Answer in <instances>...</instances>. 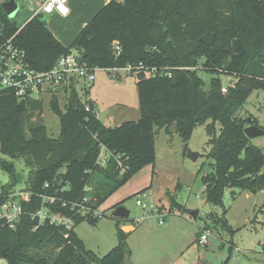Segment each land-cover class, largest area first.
Listing matches in <instances>:
<instances>
[{
	"label": "trees",
	"instance_id": "obj_1",
	"mask_svg": "<svg viewBox=\"0 0 264 264\" xmlns=\"http://www.w3.org/2000/svg\"><path fill=\"white\" fill-rule=\"evenodd\" d=\"M42 16L34 15L19 28L0 6L1 32L15 36L13 43L36 70H48L59 57L76 51L90 68L141 63L157 71L154 75L131 73L136 76L139 118L111 130L96 117L91 100L75 105L66 98L61 110L58 98L52 96L49 107L60 126L57 138L48 135L40 118L41 101L0 93V156L5 157L0 159V169L8 176L0 188V206L11 200L21 208L14 229L0 220V261L122 264L129 254L128 233L121 230L118 219V244L101 258L86 249L75 233L83 221L98 219L81 216L80 208L72 206L88 198L84 207L97 210L134 174L154 166L155 137L162 129L170 132L174 124L186 144L192 130L205 125L212 160L211 173L202 177L206 204L222 206L228 189L233 198L237 196L234 189L239 195L264 191V153L243 132L253 120L246 124L236 115L255 89H264V0H109L67 47L53 36ZM207 32L214 34L212 47L200 42ZM115 43L120 47L118 55ZM198 71L210 76L208 84ZM222 75L236 78L226 92H222ZM73 86L72 82L68 88ZM100 145L111 155L105 167L97 164ZM14 160H22L28 169L21 190L28 193V201L10 197L19 183ZM43 197L56 201L49 205ZM42 207L70 218L72 228L39 223L33 216ZM225 229L230 231L228 226Z\"/></svg>",
	"mask_w": 264,
	"mask_h": 264
},
{
	"label": "rangeland",
	"instance_id": "obj_2",
	"mask_svg": "<svg viewBox=\"0 0 264 264\" xmlns=\"http://www.w3.org/2000/svg\"><path fill=\"white\" fill-rule=\"evenodd\" d=\"M20 10L12 18L18 27L25 22L20 17ZM42 15L47 28L56 24L49 14ZM198 74L206 84L209 83L208 74L202 71H198ZM119 75L120 79H111L104 70H96L90 89L86 88V91L81 92L83 83L79 81L76 85L80 102L91 100L95 103L97 118L106 127H118L124 122L137 121L139 118L136 76L125 72H120ZM220 80L225 90L222 92H226L236 82L235 76L228 75L220 76ZM49 100L46 97L42 102L40 118L48 135L57 138L60 132L59 119L51 111ZM58 102L61 110H64L67 99L60 94ZM236 115L246 124L253 120L252 125L264 130V89H255ZM36 119L37 112L32 120ZM215 127L218 131L219 124L216 123ZM207 141L205 125L196 126L192 130L187 144L171 128L168 133L164 129L158 131L155 137L154 166L142 168L105 200L98 210L99 213L105 211L104 217L93 223L85 220L75 227L77 236L83 240L86 248L102 258L117 246V221L112 214L118 207H124L129 212L127 222L136 230H139L145 223L142 221L149 216L165 214V219L180 213L188 216L189 212H197V220L194 221L189 216L188 219L196 228L206 226L211 231L208 243L212 246L203 250L202 264H264V191L239 195L238 190L234 189L237 196L233 198L228 189L224 191L222 206L206 204L202 177L212 171ZM249 141L264 153V135ZM191 154L197 155L196 161L191 159ZM1 158L5 157L0 156ZM12 163L19 175V183L13 189V195L26 196L21 190L25 188L28 169L22 160H14ZM7 182V174L0 169V188ZM137 200L147 208L152 207V212L143 211L136 205ZM117 204L119 206L111 208ZM175 204L183 207L184 211H177ZM118 221L124 223V220ZM226 226L233 233L226 230Z\"/></svg>",
	"mask_w": 264,
	"mask_h": 264
},
{
	"label": "built area",
	"instance_id": "obj_3",
	"mask_svg": "<svg viewBox=\"0 0 264 264\" xmlns=\"http://www.w3.org/2000/svg\"><path fill=\"white\" fill-rule=\"evenodd\" d=\"M67 3L68 0H41L36 15L55 13L60 17H66L69 13ZM14 37H6L0 30V93L9 91L18 100H37L43 102L46 97L51 99L52 96H56L58 98L60 94L70 100L71 91L73 88L76 90V85L79 81L83 83L80 89L81 92L85 88L92 86L96 70H104L109 74L111 79L116 80L120 79V72L130 74L145 72L147 75H154L157 71L156 68H147L141 63L138 65H127L108 69L90 68L82 62L76 51H71L69 54L59 57L50 69L39 71L27 62L25 52L13 43ZM114 51L116 55L120 53V47L117 43H115ZM72 82L74 86L69 89L68 86ZM222 91L225 90L222 88ZM85 111L91 112L89 106H85ZM94 113L97 117L96 110ZM110 156L106 148L100 145L97 164L105 167ZM121 161V157L117 156L116 162L121 170L120 173L124 171ZM10 197H19L23 201H28L29 199L28 193H26V196H21V194L13 195L12 193ZM43 201L44 203L52 205L56 201V198L43 197ZM88 201V198H84L81 204H73L72 208L79 207L80 210L77 213L81 216L88 215L94 219H100L102 213H99V209L91 210L90 208L84 207L83 204ZM136 205L145 212H152V207L147 208L140 200L136 201ZM20 214V205L15 201L7 200L0 206V220H3L10 229L16 227ZM33 217H37L39 223L48 221L51 225L64 227L67 230H70L73 226V221L70 218L50 213L45 207H42ZM210 235L211 231L204 226L198 239V245L200 247L206 246ZM0 264L6 263L0 261Z\"/></svg>",
	"mask_w": 264,
	"mask_h": 264
},
{
	"label": "crops",
	"instance_id": "obj_4",
	"mask_svg": "<svg viewBox=\"0 0 264 264\" xmlns=\"http://www.w3.org/2000/svg\"><path fill=\"white\" fill-rule=\"evenodd\" d=\"M7 1L0 0V6ZM108 2L109 0H68V15L60 17L55 13L49 14L51 20L55 21L56 24L49 25L48 29L63 46L67 47L75 40L80 30ZM19 4L20 17L25 20V24L36 15L41 0H19ZM164 215L158 214L156 217L145 218L142 221L145 223L140 226L139 230H136L130 222L121 223V230L128 233L127 246L131 263L202 264L203 250L205 251L209 246H212L209 243L204 247L198 245L203 227L196 228L188 216L182 215V213L165 219ZM136 222L138 221L136 220Z\"/></svg>",
	"mask_w": 264,
	"mask_h": 264
},
{
	"label": "water",
	"instance_id": "obj_5",
	"mask_svg": "<svg viewBox=\"0 0 264 264\" xmlns=\"http://www.w3.org/2000/svg\"><path fill=\"white\" fill-rule=\"evenodd\" d=\"M19 5H20L19 0H8L7 2H4L3 4H1V8H2L3 12L5 13V15L8 18L12 19L14 17V15L16 14V12L18 11ZM214 41H215L214 34L210 33V32H207L204 36H202L200 38V42L206 47H212L214 44ZM70 102L72 104H75V105L79 103L78 94L74 88L71 91ZM111 129H112V127H108V130H111ZM171 131H175V132L177 131V125L176 124H174L171 127ZM243 132L248 139H253L254 137L264 135V130L257 127V126H254V125L246 127L243 130ZM196 157H197L196 154H191V159L193 161H196ZM174 208L179 212H181V210H182V207L179 205H176V204L174 205ZM188 216L192 220L195 221V220H197L198 213L197 212H189ZM112 217L115 219L126 220L129 217V212L124 207H118L113 212ZM122 264H132L128 254L124 255Z\"/></svg>",
	"mask_w": 264,
	"mask_h": 264
}]
</instances>
